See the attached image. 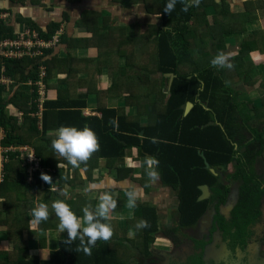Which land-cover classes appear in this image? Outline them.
Wrapping results in <instances>:
<instances>
[{
    "label": "trees",
    "instance_id": "16d2710c",
    "mask_svg": "<svg viewBox=\"0 0 264 264\" xmlns=\"http://www.w3.org/2000/svg\"><path fill=\"white\" fill-rule=\"evenodd\" d=\"M68 1L76 3L81 0ZM16 2L22 3L25 0ZM30 2L42 4V0ZM131 2L142 4L148 14L159 15L160 25L147 29L141 35L140 43L134 44L126 35L121 34V28L105 24V33L89 37L86 42L98 50V57L71 60L66 64L70 75L65 81L72 85L76 65H82L83 70L89 72L90 78L106 66L113 73L112 91L96 90L94 94L100 101L114 94L121 95L126 100V106L137 107L136 116L128 117L123 113L124 110L108 109L105 105L98 107L101 117L85 116L83 108L87 103L73 98L72 89L68 88L59 91L57 100H46L42 117L39 118L36 115L38 107L34 103L36 87L26 82L38 77V71L43 67L38 64L37 59L40 58L0 60V69L3 67L4 73L14 80L12 85L0 86V98L9 97L5 102L12 103L24 114V120L19 124L17 117L13 119L5 112V107L0 106V126L6 129L3 145L28 144L38 157L47 162L49 168L56 170L61 165L66 169L61 174L57 170L54 176L46 168L44 173L49 174L53 183L57 182L59 187L53 192L50 185L40 178L41 173H36L33 183H28L25 161L18 159L16 151L7 154L9 160L5 164V178L0 186V226L6 228L8 238L13 242V250L0 259V264H136L133 260L134 249L148 258L152 255L149 245L155 242L153 234L160 232V226L156 208L147 204L135 206L137 222L146 220L149 226H135V238L132 240L125 236L127 230L113 229L112 238L107 242L97 241V245L91 249V255L76 251L80 246L79 239L69 243L61 241L59 248L52 250L46 260L30 254L28 241L40 240L37 230L59 229L58 217L51 208L56 198L50 194L63 198V186L73 185L78 177L81 178L79 168H73L63 157L58 156L51 147L54 138L47 136L50 131L62 125L78 128L88 125L97 134L100 148L86 163L81 164L85 168L91 159L115 161L123 158L125 150L133 147L141 150L142 156L158 159L156 171L161 182L177 192L176 219L171 227L161 230L164 237L176 247L181 245L178 242L181 234L197 226L208 211L213 210L209 238L219 231L235 259L237 249L246 253L250 239L253 238L250 226L259 220L264 199V173L257 169L258 160L264 159V95L259 107H249L248 103L238 99L230 85L242 82L252 86L259 82L264 90V74L259 77L252 60L246 59L247 55L255 51L264 54V26L250 33L242 28V23H252L258 19V15L250 14V10L258 9L264 13V0H246L242 11L237 12L231 11L226 0L219 3L200 0L198 7H190L185 12L182 11L180 0H177L170 15L163 12L168 0ZM211 7L214 11L212 20L207 10ZM94 14L98 15L85 12L79 23H88V18L92 19ZM19 20L44 39H52L60 28L59 23H52L47 30H43L31 19ZM12 21L8 25L0 24V37L13 35ZM87 26L93 31L92 23ZM235 36L239 38V46L230 57L234 67H213L210 63L212 58L220 51L225 52L231 38ZM206 37H211L210 42L205 41ZM60 38L57 47L63 42L70 43L63 36ZM45 50L48 56H52L56 49ZM121 56H125L134 67L119 66ZM53 62L48 59L44 62L47 67L46 83ZM154 73H160L161 79H166L167 83L168 79L163 76L169 73L175 75L169 90L167 87L163 90L158 85L159 79L153 78ZM90 91L93 89L90 88ZM187 102H192L193 107L184 115L182 107ZM142 115L148 117L145 126L140 124ZM210 122L213 124H208ZM241 130L248 134L244 141L238 139ZM153 138L155 143L152 142ZM231 167L233 173H227ZM223 179L238 182L236 201L228 217L220 212V206L226 203L231 193V185L223 183ZM202 185L209 187L211 195L205 200H198ZM39 188H45L49 194L39 201L49 205V218L33 228L28 220L19 217L18 211H32L35 204L29 203V200L34 198V190ZM66 202L78 216H83L84 205L81 201ZM192 241L197 247H204L207 242L203 238H194ZM126 243H130L131 248L125 246ZM149 263L155 264V261L151 259ZM183 264L207 263L200 251L187 257ZM257 264H264V261Z\"/></svg>",
    "mask_w": 264,
    "mask_h": 264
},
{
    "label": "crops",
    "instance_id": "0c3cea01",
    "mask_svg": "<svg viewBox=\"0 0 264 264\" xmlns=\"http://www.w3.org/2000/svg\"><path fill=\"white\" fill-rule=\"evenodd\" d=\"M16 1L17 0H0V8L7 10L14 20L12 21L14 32L30 28L25 26V22L19 20L21 18L31 19L43 30H47L48 26L52 23L60 24V28L52 39L43 38L52 44L47 49L55 48V52L52 53V56H48L47 50L44 49V56L37 59L39 62L38 64L46 68V71L47 67L44 65V62H46L47 59L49 61H54L52 72L48 77V82H44L48 87V100H57L59 91L70 88L73 92V98L87 103V106L83 108V114L85 116L95 115L101 117L98 107L103 105L108 109H122L124 110L123 113L128 117L137 115V107L130 105L126 106V100L119 94H114V96L108 97L105 101L98 100V97L94 94L96 90L112 91L110 87L113 83V73L110 71V68L105 66L99 73H95L96 76L90 78L89 72L83 70L82 65H76L74 68L72 85H69V83L65 81L70 75L69 67L66 64H69L71 60L79 61L98 57V50L95 47L88 46L86 42L89 37H96L99 34L105 33V24L111 27L121 28V34L123 36L126 35L134 44H139L141 35L145 33L147 29L160 25L159 15L146 13L142 4L131 2V0H81L76 3L68 0H42V4L40 5L32 4L30 0H25V2L22 3ZM214 1L219 3L221 0ZM226 1L233 12L242 11L246 2V0ZM207 10L209 14L208 17L212 20V15L214 14L212 7ZM257 11L259 10H250V14H255L254 12ZM85 12H95L98 15L94 14L92 19L88 18V23L86 22L82 25L79 21H81L80 19H82ZM253 22H259V19L253 20L252 23H242V28L250 33L257 29V27L259 29L264 26H260L259 24L256 26ZM90 23L93 24V31H90L87 26ZM252 25L253 28H251ZM61 36H63V39H68L70 43L63 42L57 47L61 40ZM207 38L211 40V37H206L205 41ZM233 38L234 37L231 38L229 44L227 43L229 47L225 51L229 57L234 55L236 49L231 46L234 42ZM255 52L259 55H257L256 59L250 60L254 61V69L260 74L259 77H261V75L264 74V54L259 51ZM196 55L197 53L194 55L195 58L197 57ZM119 64L122 68H130L133 66L132 63L128 62L125 56L120 57ZM49 66L51 67V64ZM185 68L187 69V65ZM152 76L153 78L159 79L158 85L161 86L163 90L166 89L163 88L164 84L167 90H169L172 82H170V78H168L166 74L163 77L168 79V83L166 79H161L162 76L160 73H154ZM90 80L92 82H90ZM230 87L237 93L238 99L248 103L249 107L260 106L264 90L261 88L259 82L252 86L239 82L230 85ZM90 88L93 89V91H90ZM9 89L10 87L7 88V90ZM121 90H123V88H121ZM5 94L3 95L6 96ZM256 96H259L258 101L255 99ZM0 99V106L3 108L5 107V112L13 119L17 117L16 121H18L19 124L22 123L24 115L20 116V113L23 114V111L18 110L12 103L5 102L9 97H1ZM249 115H253V113ZM147 123V115H142L140 117L141 126H145ZM2 128L5 131L3 136L5 139L6 129L4 127ZM56 131L57 130L50 131L47 136L55 138ZM142 134L141 132V135ZM10 147H14L18 153L19 160L25 161L28 183H33L36 173L45 172L46 168L51 171L52 174L55 173V175L57 170L59 174L66 171L61 165L56 170L49 168L47 162L38 157L33 147L28 144H13ZM21 148L23 151H21ZM30 151H32L33 155L36 157L35 165L29 164L30 162L27 159L30 155ZM140 151L141 150L136 147H133L131 150H125L123 158H119L115 161H107L104 158L91 159L87 168L82 165L79 167L78 172L81 178L78 177L75 184L63 186L64 192H67L69 197L67 200H75L76 202L81 201L84 206L91 203L93 207H95L99 194L103 192L111 193V195L118 200V206L110 214L109 221L114 230H127L125 236L130 240L135 238L134 228L137 224L138 216L134 214L135 208L130 209L128 207L129 193L134 195L136 206L147 204L156 208L160 226L159 231L162 230L161 223L164 220L171 219V214H175L178 204L177 192L175 190L168 186H164L159 176L156 181L149 178L146 164V159L149 156H142ZM69 172L72 171L69 170ZM37 190L38 189L34 190V198L29 200V203L36 204L40 201L37 199ZM55 196L54 198L56 199L64 198V196L61 198V196L56 194ZM18 214L19 217L28 220L32 226H36V223L32 222V211L23 209L18 211ZM174 218L175 216H173L172 220L169 222L171 223ZM37 235L44 243H40L39 239L28 241L29 252L31 255L38 256L40 259L44 260L49 258L52 250L59 248L61 241L67 239V231L61 233L59 229L37 230ZM12 250L13 242L8 238L6 228L0 226V259L8 256ZM134 251L137 252L139 250L134 249Z\"/></svg>",
    "mask_w": 264,
    "mask_h": 264
},
{
    "label": "clouds",
    "instance_id": "9594fccd",
    "mask_svg": "<svg viewBox=\"0 0 264 264\" xmlns=\"http://www.w3.org/2000/svg\"><path fill=\"white\" fill-rule=\"evenodd\" d=\"M177 0H168L163 9L164 13L170 15L175 9ZM183 5L182 11L187 12L190 7H198L200 0H180ZM211 65L216 68L232 69L234 65L230 62V57L224 51L218 52L211 60ZM115 123V121H111ZM153 143L156 140L153 138ZM53 150L63 157L73 168H79L81 164L86 163L92 155L100 148L99 138L95 131L88 125L78 128L76 126H60L55 138L51 141ZM147 175L153 181L158 180L156 168L159 165L158 159L148 157L146 159ZM40 178L50 185L52 191H56L53 185L52 177L42 172ZM64 199H56L52 202L51 208L58 217V228L61 233L67 231L65 243L73 242L79 239L80 246L76 251H83L86 255H91L92 247L97 245V241H109L114 235V230L108 221L110 214L117 208L118 200L109 192H103L98 195L95 207L88 203L83 207V217L81 218L73 211L70 204L66 202L69 198L67 192H62ZM135 197L129 193L128 207L135 208ZM32 222L39 224L49 218V205L38 202L32 208ZM146 220L137 222V228L148 227Z\"/></svg>",
    "mask_w": 264,
    "mask_h": 264
},
{
    "label": "rangeland",
    "instance_id": "374dc122",
    "mask_svg": "<svg viewBox=\"0 0 264 264\" xmlns=\"http://www.w3.org/2000/svg\"><path fill=\"white\" fill-rule=\"evenodd\" d=\"M254 13H257V15H259V22H253V24H256V26L257 24L263 26L264 13H260V11ZM251 28H253V25L251 26ZM233 40L234 42L232 43V45H237L233 47H238L239 38L235 36ZM206 41L210 42V39L207 38ZM257 55H259L257 52H252L246 56V59L254 60L257 58ZM253 60L252 62L254 63ZM163 88H166L165 84ZM255 99L256 101H258L259 96H256ZM247 138L248 134H245V132L241 130L238 139L240 141H244ZM30 159L31 161L29 164L35 165L36 157L33 155L32 151H30ZM257 169L260 173H264L262 172L264 171V159L258 160ZM227 173H233V168L231 167L230 169H228ZM53 174L55 176V173ZM223 183H229L231 185V193L228 200L224 205L220 206V212L226 217H228L229 210L236 201L238 182H228L223 179ZM52 187H54L56 191L59 188L57 183H53ZM36 193L38 200H44L47 195L49 196L45 189H38ZM50 196L56 197L54 194H50ZM261 211L262 214L259 217V220L256 222L255 225L250 226V231H252L253 233V238L250 239L246 253H242L239 249H237L236 259L234 258L233 253L230 251L228 243L222 239L220 235L221 233L219 231L214 232L213 235L209 238V230L211 227L213 214V210H209L207 215L201 220V222L197 226L186 230L181 234V239H178V242H180L181 245H178V247H176L173 243L170 242L169 239L164 237L162 231H160L159 233H154L153 235L155 236L156 241L155 243H151L149 245V249L153 251L152 255L148 258L141 252L137 251L135 252L134 261L136 264H150L149 261L153 259L155 261V264H183L187 257L193 255L195 252L202 251L203 260L207 264L218 263L221 261H229L231 264H254L258 262L261 263L264 261V199ZM170 216H172V218L173 216H175V218L171 223L169 221H171L172 218L164 220L161 223L162 230L173 225L176 219V212L175 214H171ZM32 227L36 228V226L34 225ZM194 238H203L207 242L204 247H197L192 241V239ZM125 246L131 248L132 245L130 243H126Z\"/></svg>",
    "mask_w": 264,
    "mask_h": 264
},
{
    "label": "built area",
    "instance_id": "2783aa9c",
    "mask_svg": "<svg viewBox=\"0 0 264 264\" xmlns=\"http://www.w3.org/2000/svg\"><path fill=\"white\" fill-rule=\"evenodd\" d=\"M12 20L7 10H0V24H9ZM52 44L40 37V35L32 31L30 28L23 29L21 31L14 32L11 37H0V60L6 59H21L24 57L34 60L35 58H41L44 56V49H47ZM4 68L0 69V86L7 84H14V80L11 79L4 73ZM47 71L46 68L40 67L38 71V77L29 79L26 84L29 86L36 87V98L34 103L38 107L36 115L41 118L43 111V104L47 100V85L44 83L46 79ZM12 88V87H11ZM24 114L20 113V116ZM4 129L0 126V184L5 178V164L9 160L7 154L10 151H16L14 147L3 145ZM21 151L23 149L21 148ZM30 162V155L27 158ZM35 160V158H34Z\"/></svg>",
    "mask_w": 264,
    "mask_h": 264
},
{
    "label": "water",
    "instance_id": "95a60500",
    "mask_svg": "<svg viewBox=\"0 0 264 264\" xmlns=\"http://www.w3.org/2000/svg\"><path fill=\"white\" fill-rule=\"evenodd\" d=\"M166 76L168 78H170V82H172L173 78L175 77V75L172 74V73L166 74ZM192 107H193V103L192 102H187L182 107L184 109V115H187L190 112V110L192 109ZM208 124H213V123L210 122ZM206 166L207 167L209 166L207 162H206ZM211 172L216 174V172L213 169H211ZM200 190H201V195L199 196L198 200H205V199L209 198V196L211 195V192H210L209 187L207 185L200 186Z\"/></svg>",
    "mask_w": 264,
    "mask_h": 264
},
{
    "label": "flooded vegetation",
    "instance_id": "af4514ba",
    "mask_svg": "<svg viewBox=\"0 0 264 264\" xmlns=\"http://www.w3.org/2000/svg\"><path fill=\"white\" fill-rule=\"evenodd\" d=\"M237 252V251H236ZM237 254V253H236ZM223 262L224 264H231L229 261H221ZM259 263V262H258ZM262 263V262H261ZM254 264H257V263H254Z\"/></svg>",
    "mask_w": 264,
    "mask_h": 264
}]
</instances>
